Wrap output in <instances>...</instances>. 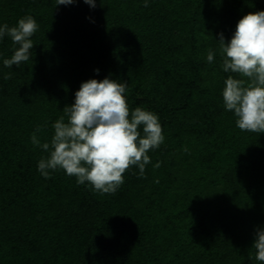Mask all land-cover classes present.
<instances>
[{"label": "trees", "instance_id": "trees-1", "mask_svg": "<svg viewBox=\"0 0 264 264\" xmlns=\"http://www.w3.org/2000/svg\"><path fill=\"white\" fill-rule=\"evenodd\" d=\"M144 3L0 0V26L29 15L39 25L19 67L4 66L18 45L0 39V264H261L251 247L264 228V133L241 131L224 107L234 74L223 71L218 40L264 6ZM105 77L127 83L130 110L159 117L165 139L147 153L146 178L133 166L104 195L64 170L43 178L49 153L32 133L41 126L50 143L81 83Z\"/></svg>", "mask_w": 264, "mask_h": 264}, {"label": "clouds", "instance_id": "clouds-1", "mask_svg": "<svg viewBox=\"0 0 264 264\" xmlns=\"http://www.w3.org/2000/svg\"><path fill=\"white\" fill-rule=\"evenodd\" d=\"M77 2L56 0L57 6ZM83 2L96 7V0ZM147 6L145 0L144 7ZM38 28L30 15L19 19L16 26H0V39L7 35L14 46L18 45L11 58L4 59L5 67H19L29 60L34 47L31 37ZM218 42L223 71L234 74L224 81L225 109L234 113L241 131L264 133V11L244 15L231 39L225 42L220 33ZM213 60L214 53L209 50L207 61ZM95 71L98 73L99 69ZM11 76L12 73H6L3 78L8 80ZM126 89V82L108 77L84 81L75 92L74 103L65 106V115L52 125L54 135L50 143L41 144L37 133L42 127H36L31 142L49 153L38 162L43 178H50L51 171L64 170L66 175L76 178L78 185L88 183L101 195L115 194L124 183L125 172L133 166L139 169V178H146L145 167L151 162L147 153L164 142L163 129L153 112L141 107L130 110ZM154 167L159 168L160 163ZM251 248L255 250V259L264 264V228L256 229Z\"/></svg>", "mask_w": 264, "mask_h": 264}, {"label": "rangeland", "instance_id": "rangeland-1", "mask_svg": "<svg viewBox=\"0 0 264 264\" xmlns=\"http://www.w3.org/2000/svg\"><path fill=\"white\" fill-rule=\"evenodd\" d=\"M259 2V4H261L262 6H264V0H256Z\"/></svg>", "mask_w": 264, "mask_h": 264}]
</instances>
